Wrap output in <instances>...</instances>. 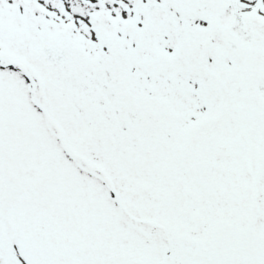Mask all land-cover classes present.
Returning a JSON list of instances; mask_svg holds the SVG:
<instances>
[{"label":"snow or ice","instance_id":"snow-or-ice-1","mask_svg":"<svg viewBox=\"0 0 264 264\" xmlns=\"http://www.w3.org/2000/svg\"><path fill=\"white\" fill-rule=\"evenodd\" d=\"M0 264H264V0H0Z\"/></svg>","mask_w":264,"mask_h":264}]
</instances>
